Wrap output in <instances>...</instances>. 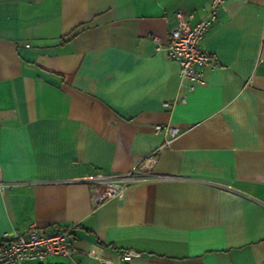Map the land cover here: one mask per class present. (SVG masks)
<instances>
[{"label": "crops", "instance_id": "crops-1", "mask_svg": "<svg viewBox=\"0 0 264 264\" xmlns=\"http://www.w3.org/2000/svg\"><path fill=\"white\" fill-rule=\"evenodd\" d=\"M209 1L0 0V238L75 235L72 257L33 264H264V0L218 11L192 91L155 48ZM157 124L179 128L167 147ZM150 154L173 179L98 206L76 180Z\"/></svg>", "mask_w": 264, "mask_h": 264}, {"label": "built area", "instance_id": "built-area-1", "mask_svg": "<svg viewBox=\"0 0 264 264\" xmlns=\"http://www.w3.org/2000/svg\"><path fill=\"white\" fill-rule=\"evenodd\" d=\"M227 0H210L204 7L205 14L196 23L186 21L180 12L177 24L169 31L165 42L155 39L156 49L165 48L171 61L178 65V74L184 81L188 91L203 84L205 67L209 64V53L200 47V41L217 18L218 11ZM183 100V99H182ZM175 102H164L169 108ZM155 132L164 135L162 147H167L178 135L179 128L157 124ZM154 154L138 162L124 173H96L76 179L87 185L89 198L93 206H98L106 200L122 199L129 185L149 179L168 180L174 176L168 174H153ZM73 226L62 227L55 231H47L34 223L27 225L21 232H4L0 238V264H33L58 255L72 257L75 246ZM140 256L135 250H122L118 258L129 261ZM100 264H110L108 260L100 259Z\"/></svg>", "mask_w": 264, "mask_h": 264}]
</instances>
